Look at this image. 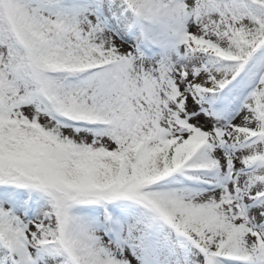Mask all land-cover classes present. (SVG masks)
Masks as SVG:
<instances>
[{
	"label": "snow or ice",
	"instance_id": "6c2138e0",
	"mask_svg": "<svg viewBox=\"0 0 264 264\" xmlns=\"http://www.w3.org/2000/svg\"><path fill=\"white\" fill-rule=\"evenodd\" d=\"M0 264H264V0H0Z\"/></svg>",
	"mask_w": 264,
	"mask_h": 264
}]
</instances>
